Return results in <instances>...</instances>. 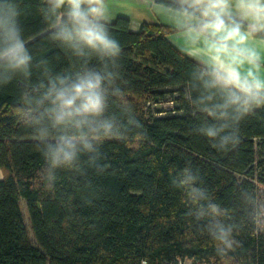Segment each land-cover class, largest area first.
Returning <instances> with one entry per match:
<instances>
[{
  "label": "trees",
  "instance_id": "16d2710c",
  "mask_svg": "<svg viewBox=\"0 0 264 264\" xmlns=\"http://www.w3.org/2000/svg\"><path fill=\"white\" fill-rule=\"evenodd\" d=\"M41 5L22 0L23 35L34 60L46 58L59 72L69 58L47 38ZM109 29L121 46L123 86L142 135L106 140L104 171L89 170L90 183L61 172L56 189L49 190L41 179L43 157L16 111L24 81L0 88V264H174L178 258L264 264V229L239 200L240 191L256 196L257 186H264V106L241 120L235 146L217 151L194 132L203 117L193 115L185 88L198 63L168 41L175 28L145 22L133 32L127 18L117 17ZM165 101L171 106L150 110L151 103ZM185 167L232 213L240 245L228 260L186 216L183 193L171 183V174Z\"/></svg>",
  "mask_w": 264,
  "mask_h": 264
},
{
  "label": "clouds",
  "instance_id": "9594fccd",
  "mask_svg": "<svg viewBox=\"0 0 264 264\" xmlns=\"http://www.w3.org/2000/svg\"><path fill=\"white\" fill-rule=\"evenodd\" d=\"M156 2L185 51L203 47V35L221 29L189 74L185 98L193 115L203 117L194 132L227 151L239 142L241 120L264 106V70L257 68L264 66V52L247 39L264 35V0ZM39 12L47 38L68 56V67L57 72L48 59L34 60L23 35L22 0H0V88L24 81L16 111L43 157L41 179L55 190L61 172L90 183L89 170L104 171V142H128L142 135V126L124 90L121 46L110 32L105 0H42ZM171 175L186 216L207 233L222 260L230 259L240 245L230 210L215 202L190 167ZM239 200L253 218L264 217V201L253 193L242 190Z\"/></svg>",
  "mask_w": 264,
  "mask_h": 264
},
{
  "label": "crops",
  "instance_id": "0c3cea01",
  "mask_svg": "<svg viewBox=\"0 0 264 264\" xmlns=\"http://www.w3.org/2000/svg\"><path fill=\"white\" fill-rule=\"evenodd\" d=\"M105 4L107 7L108 22L114 21L117 17H125L129 20V28L133 32H137L142 23L145 22L161 23L175 28L169 17L160 10L156 0H105ZM220 31V28H216L211 35H203V47H193L191 52L184 50L183 40L176 28L174 32L167 36V39L188 57L200 63L203 57L209 54V41L214 39L215 34ZM197 39H201V37H197ZM226 39H232V37L229 36ZM247 39L264 52V39L252 37L251 35H249ZM216 58L219 60V55H217ZM257 68L264 70V66L261 65H257ZM3 176L4 172L0 167V180Z\"/></svg>",
  "mask_w": 264,
  "mask_h": 264
},
{
  "label": "rangeland",
  "instance_id": "374dc122",
  "mask_svg": "<svg viewBox=\"0 0 264 264\" xmlns=\"http://www.w3.org/2000/svg\"><path fill=\"white\" fill-rule=\"evenodd\" d=\"M150 110L153 111L154 109H160V110H164L168 107L171 106V103L169 101H165L162 103H157V104H150ZM256 197L259 198L261 201H264V186L263 185H258L257 186V192H256ZM21 208H22V214H23V218L24 221L26 223L27 229H28V236L30 241H34L33 236H32V232L30 229V223H29V219H28V214H27V210H26V206L23 202H21ZM258 224L259 226L264 229V217H260L258 218ZM174 264H194L191 260L188 259H183V258H178L177 261Z\"/></svg>",
  "mask_w": 264,
  "mask_h": 264
}]
</instances>
